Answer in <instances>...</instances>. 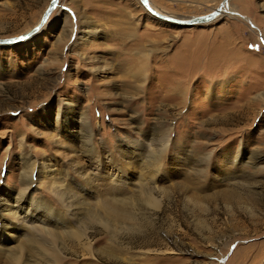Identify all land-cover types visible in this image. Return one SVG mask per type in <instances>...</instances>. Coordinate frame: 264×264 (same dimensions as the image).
I'll use <instances>...</instances> for the list:
<instances>
[{
  "label": "rangeland",
  "instance_id": "obj_1",
  "mask_svg": "<svg viewBox=\"0 0 264 264\" xmlns=\"http://www.w3.org/2000/svg\"><path fill=\"white\" fill-rule=\"evenodd\" d=\"M227 10L58 0L0 45V264H264V0Z\"/></svg>",
  "mask_w": 264,
  "mask_h": 264
},
{
  "label": "water",
  "instance_id": "obj_2",
  "mask_svg": "<svg viewBox=\"0 0 264 264\" xmlns=\"http://www.w3.org/2000/svg\"><path fill=\"white\" fill-rule=\"evenodd\" d=\"M229 0H221L219 4L216 6L214 10L207 14H203L200 16H196L193 18H180V17H174L169 14H165L160 12L159 10L154 9L149 0H140L142 6L152 15L156 16L157 18L164 20L166 22H169L171 24L176 25H183V26H191L199 23H205L209 22L213 19H215L218 15H220L223 11V7L227 5ZM58 0H50L48 5L46 6L42 16L40 17L39 21L27 32L14 36L9 38H0V45H10V44H16L23 42L27 39H29L32 35H35L47 22L51 12L56 7ZM24 37H27V39H22Z\"/></svg>",
  "mask_w": 264,
  "mask_h": 264
},
{
  "label": "bare ground",
  "instance_id": "obj_3",
  "mask_svg": "<svg viewBox=\"0 0 264 264\" xmlns=\"http://www.w3.org/2000/svg\"><path fill=\"white\" fill-rule=\"evenodd\" d=\"M149 2H150V1H149ZM229 3H230V0L228 1L227 5H226L225 7H223V11H222L221 14H225V13L228 12L227 9H228V5H229ZM150 4H151V3H150ZM151 6L154 8V6H153L152 4H151ZM154 9H155V8H154ZM160 12H161V11H160ZM229 12L234 13V11H229ZM162 13H163V12H162ZM165 14H166V13H165ZM227 14H228V13H227ZM151 15H152V14H151ZM152 16H154V15H152ZM154 17H156V16H154ZM156 18H157V17H156ZM180 18H181V17H180ZM157 19H159V18H157ZM217 19H218V18H217ZM160 20H161V19H160ZM44 26H45V25H44ZM44 26H43V27H44ZM41 29H42V28H41ZM41 29H40V30H41ZM40 30H39V31H40ZM39 31H38V32H39ZM38 32H37V33H38ZM37 33H36V34H37ZM36 34H35V35H36ZM35 35H32L31 38H32L33 36H35Z\"/></svg>",
  "mask_w": 264,
  "mask_h": 264
},
{
  "label": "snow or ice",
  "instance_id": "obj_4",
  "mask_svg": "<svg viewBox=\"0 0 264 264\" xmlns=\"http://www.w3.org/2000/svg\"><path fill=\"white\" fill-rule=\"evenodd\" d=\"M22 39H27V37H24V38H22Z\"/></svg>",
  "mask_w": 264,
  "mask_h": 264
}]
</instances>
